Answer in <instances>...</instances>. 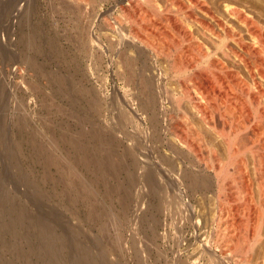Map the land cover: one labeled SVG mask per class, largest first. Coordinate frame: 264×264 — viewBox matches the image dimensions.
I'll use <instances>...</instances> for the list:
<instances>
[{
	"label": "bare ground",
	"instance_id": "obj_1",
	"mask_svg": "<svg viewBox=\"0 0 264 264\" xmlns=\"http://www.w3.org/2000/svg\"><path fill=\"white\" fill-rule=\"evenodd\" d=\"M32 1L0 0V32L2 33L4 21L18 17L24 9L26 10V6L33 4ZM60 1L61 5L64 4L76 10L81 5L86 7L87 4L97 2V0H93L94 2L92 0ZM124 2L129 6L128 8L126 5H121L124 15H127V18L128 16L134 18L131 20L137 19V23L142 28V32L139 33L142 34H139L138 30L134 31L133 39L127 37L126 40V36L122 39L126 41L131 39V42L123 44V41H120L118 47L115 34H118L119 30L116 26L119 25H114L115 23L113 24L108 18L112 14L102 18L103 23L99 25L100 30L104 32L103 35L106 38L104 39L107 40L106 47H109L108 51L112 53L110 55L116 58L118 70L115 76L123 83L124 94L114 91L113 93L116 94L113 98L111 97V101H105L102 98L104 95L101 96L100 88L89 89L93 91V93L90 91L92 95H89L91 96V104H88L90 116L87 114L89 120L87 121L85 117L86 121L83 125L91 126L88 131L91 145L90 156L74 163L75 168L88 167L92 173L91 188L95 204L91 207L92 214L96 216L100 206L103 205L102 202L105 204L109 201L113 205L109 204L112 208L110 213L116 211L126 220L139 225L140 229L148 228L152 233L151 236L156 234L160 227L162 215L171 214L174 221L177 216L183 223H185L183 220H186L200 226L201 221L195 216L198 208L193 203L198 197L205 203L207 197L211 195L220 208L223 203L222 196L225 198L235 194L234 188H231L233 184L230 186L229 182L233 181L232 178L237 173L243 177L241 180L246 182V185H243L245 193L251 195L248 162L246 163L247 160L243 158L246 153H250L253 162L257 180L255 181L258 182L256 185L258 190H256L258 193L260 191L264 199V0H122L120 3ZM29 10H31L30 6L26 14L22 15L26 16L27 21L32 15V10L30 12ZM15 12L17 16H13ZM174 14H177V17L183 16L186 23L179 24L181 21H176L175 19H179L175 18ZM115 20H118L117 17ZM31 29L34 31L33 28ZM7 31L6 33L10 30ZM35 33L36 30L32 35L36 36ZM34 36H29L26 42L22 41L25 43L23 46L39 54L42 51V44H39V41L36 42ZM99 38L96 37V40ZM100 46L102 43L97 47ZM12 47L10 43L7 45L0 43V55L10 54ZM29 58V60L25 59L28 67H37L36 60ZM102 58L103 56H99L98 60L104 61ZM113 63L115 65V62ZM96 64L99 65V62ZM82 87L69 85L67 90L69 93L79 92L85 98L88 93L85 87ZM74 98L77 97L74 96ZM104 113L107 116L108 114L118 115L119 119L114 120L115 116H111L113 117L111 121H114L109 122V118L107 117L106 120ZM84 119L82 117V121ZM178 131L184 134L178 135L176 133ZM170 134L174 136V140H171L173 139L171 137H169L171 139L168 138ZM208 136L212 138V142H208ZM215 142H219L225 148L226 161L218 160ZM200 153L209 154L206 156L208 158L199 156ZM214 163L218 164V167ZM231 169L236 173L233 177ZM115 200H117L116 206H114ZM246 206H242L243 209L249 207ZM218 212H220L219 209ZM41 214V217L37 218L43 219L44 222L38 231L45 234L44 240L49 243V249L47 245L44 248L45 254L62 252V248L69 249L71 244L75 247L71 249L70 246L71 251L76 248L81 250L77 255L69 257L71 264H94L93 257L96 255H92L90 248L84 249L80 241L81 229L72 224H65L62 232L58 234L54 228L50 227L54 222L57 223L55 211L46 206L44 213ZM229 221L227 224L232 229L235 227L231 223L232 218ZM221 224L219 231L222 234ZM230 232L226 233L227 238ZM254 233L252 237L254 245L251 247L259 245V240L262 238L257 230ZM82 234L86 240L90 241V233ZM221 234H218L219 237ZM135 250L138 255L141 254L138 249ZM215 251L209 247L206 254L203 253L209 258L211 264H229V261L233 260V258L225 259V255L224 258L220 256L219 259L218 251ZM70 254L74 253L70 252ZM147 255L145 253V256ZM246 259L245 264L251 263L252 258H249L250 261ZM52 262L58 263L57 259ZM103 264L106 262L103 261Z\"/></svg>",
	"mask_w": 264,
	"mask_h": 264
},
{
	"label": "rangeland",
	"instance_id": "obj_2",
	"mask_svg": "<svg viewBox=\"0 0 264 264\" xmlns=\"http://www.w3.org/2000/svg\"><path fill=\"white\" fill-rule=\"evenodd\" d=\"M121 1L97 0V2L95 1L96 4L91 3L95 7L87 4V9L84 5H81L76 10L64 4L61 5L60 0H35V2L33 0L31 3L34 5H29L32 10L29 22L25 15L22 16L23 13L26 14L29 7L26 6V10L24 9V12L22 11L19 14L20 16L18 15L12 20L2 23L0 43L3 45L10 43L13 50L11 48V53L6 55H13L9 58L6 55H0V264H71L69 257L71 258L80 253L81 250L79 251L78 248L74 250L75 252L71 251L75 247L70 244L71 249L69 246V249L62 248V252H48L45 254L44 248L47 245L49 249V243L44 240L45 234L38 231L44 222L43 219L38 218L41 217V213H44L46 206L55 211L57 223L54 222L50 227L54 228L56 233H61L65 224L78 227L82 233H90V241L86 240L82 233L79 238L84 249L90 248L92 255H96V257H93L95 258L94 264H103V261L106 264H209V258L205 256L209 247L212 251H218L219 259L220 256L224 258V255L225 259L230 260L233 258L234 261H229V264H242L246 259L245 257H247L246 255L252 258L250 261L247 257L246 260L251 262L249 264H263L264 199L260 191L258 193V187L256 188L258 182L256 183L250 153L243 155V158L247 160L246 163L248 162L249 183H251L253 190V192L250 190L251 195H247L244 191L246 182L241 180L243 177H240L238 173L237 175L231 169V176L233 177L236 174L233 177L234 179L232 178L234 182H229L230 186L233 184L231 188H234L235 192L233 191V193L235 194L230 196L234 198L229 195H225L227 196L225 198L222 196L223 203H221L220 208H218V204L215 203L216 201L211 195L208 196L209 198L207 197L205 203L200 201V197L193 203L198 208L195 216L200 219V226L186 220H183L185 222L183 223L182 219L177 216H175L174 221L171 214L169 216L162 215L160 227L156 234L151 236L152 233L148 228L142 230L139 225L126 220L121 213L116 211L110 213L112 204L109 201L105 202L106 205L102 202L104 206L100 203V211L97 212L96 216L92 214L91 207L95 205L91 188L92 173L88 167H74L75 162L83 158L87 159L90 156L91 145L88 131L91 126L88 124L83 125L84 121H88L90 116L88 104H91V96L89 95H92V90L95 87L100 88L101 96L104 95L102 98L105 101H111L118 91L124 94L123 83L115 76L118 70L116 58L110 55L112 53L110 50L108 51L109 47H106L108 45L107 40L103 35L104 32L100 30V26L104 17L106 18L109 14H112L108 18L112 20L113 24L115 23L114 25H119L116 26L119 31L123 30L122 33L117 31L118 34H115L118 47L120 41H123V44L124 42L125 44L128 41L131 42V39H133L132 34H135L134 31L142 32L141 26L136 21L137 19L131 20L134 18L129 16L127 18V15H124L121 5H126L128 8L129 6L125 2L120 3ZM84 10L86 12H82ZM85 13L87 14L85 15ZM14 14L13 16H17V12ZM180 16L177 17V14H174V17L179 19L175 20L181 21L178 22L179 24H185L186 19L184 20L183 16ZM116 17L119 21L115 20ZM24 18H26V21ZM182 18L185 21L184 23ZM31 28L34 31L36 30V36L32 35L34 31ZM7 30L12 31H9V34ZM23 33H26L25 36ZM119 34L120 36L123 34V36L120 37ZM28 35L30 37L34 36V40L36 39V42L39 41L38 43L42 44V51L39 54L37 53L38 55L36 52L24 47L25 43L23 42H26ZM96 37L100 40H96ZM124 37L125 39L127 37L132 38L128 41H126L128 38L124 39V41L122 40ZM101 43L102 46L98 48L97 46ZM96 44L97 46H95ZM99 56H103L102 60L104 61H99ZM29 57L36 60L37 67H28L26 60H29ZM96 61L99 62V65L96 64ZM113 62H115V65ZM69 85L85 87L88 96L84 98L79 92L74 91L69 93V90H67ZM62 86L68 87L65 89ZM89 89H92L90 90L92 93ZM61 90L63 91L61 92ZM114 91L116 93H113ZM60 92L68 93L61 94ZM68 94L69 96H65ZM74 96L77 98H74ZM73 99L75 100L73 101ZM83 99L85 100L82 101ZM80 115L83 119L86 117V120L82 121ZM104 117L106 120L109 118V122H113L115 118L119 119L118 115L115 114H108V116L106 114ZM112 118L114 120L111 121ZM176 133L178 135L179 133L180 135L184 134L181 131ZM168 138L174 140V136L171 134L168 135ZM208 138V142L213 141H211V137L208 136ZM215 144L218 160L226 161L227 152H225V148L219 142H215ZM204 152L206 151L204 150ZM202 154L198 155L208 158L206 156L209 154ZM215 163L214 165L218 167V164ZM240 204L243 207L246 205V207L252 206L249 210V207L243 209ZM116 205L117 200L114 202V206ZM218 209L220 212H218ZM247 209L248 211H245ZM228 210L230 214L227 213ZM4 215L6 218H4ZM16 216L17 218H14ZM228 217L232 218L231 223L235 226L233 228L237 227V230L232 228V231L228 225L231 218ZM226 220L227 222H225ZM176 221L180 222L177 223ZM217 221H219V224H217ZM220 224L223 226L220 229L222 231L223 228L222 234L219 231ZM217 227L218 229H216ZM255 230L261 234L260 237L262 238L258 243L263 248L259 245L254 246L256 248L251 247L254 245V238L252 237H254ZM228 231L230 235L227 238L226 233ZM232 233L234 237L231 235ZM218 234H221V237ZM87 243L89 244L87 245ZM135 249H138L141 254L138 255ZM70 252L74 254L71 255ZM145 253L146 255L150 253V259L148 255L145 256ZM222 253L223 255H221ZM53 256L54 258H52ZM55 259L58 263H54L56 261L52 262Z\"/></svg>",
	"mask_w": 264,
	"mask_h": 264
}]
</instances>
